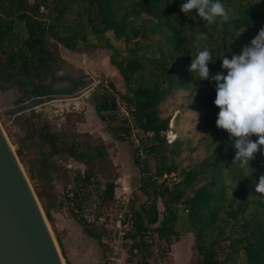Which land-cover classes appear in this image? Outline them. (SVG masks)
Wrapping results in <instances>:
<instances>
[{
	"label": "trees",
	"instance_id": "16d2710c",
	"mask_svg": "<svg viewBox=\"0 0 264 264\" xmlns=\"http://www.w3.org/2000/svg\"><path fill=\"white\" fill-rule=\"evenodd\" d=\"M185 2L0 0V81L23 76L28 93L44 97L54 94L50 85L64 80L56 76L61 64L53 52L57 46L85 55L108 51V62L126 93L109 82L110 91L95 94L92 108L114 140L131 146L138 191L146 197L137 209L131 207L132 226L123 236L131 242V255L145 258L150 242L143 237L148 232L167 245L178 234H191L196 251L192 264H264V196L255 193L264 175V155L258 151L248 165L234 163V144L216 127L215 82L199 80L188 70L192 58L207 47L214 61L208 65L211 75H226L221 59L239 54L264 27V0H221L231 17L222 25L219 21L208 25L195 10L190 14L195 19H190L180 11ZM198 33H205L207 40L196 41ZM70 82L65 94L82 84L80 78ZM23 86L17 79L11 88L20 91ZM176 92L189 99L180 109L191 112L196 127L207 131L199 141L203 156L197 162H192L196 148L190 140L166 138L170 116H163L162 106ZM117 104L123 105L126 116L119 114ZM21 119L20 127L27 129L24 140H36L35 173L23 166L20 151L15 150L30 181L48 179L52 160L65 156L86 166L81 181L88 182L93 162L107 156L103 145L79 146L78 134L50 132L46 123L35 129L37 115L30 121L27 116ZM164 175L169 179L159 181ZM115 184L114 180L104 184L102 202L111 200ZM72 196L77 198V192ZM41 209L50 222L43 205ZM88 234L98 242L96 235Z\"/></svg>",
	"mask_w": 264,
	"mask_h": 264
},
{
	"label": "rangeland",
	"instance_id": "374dc122",
	"mask_svg": "<svg viewBox=\"0 0 264 264\" xmlns=\"http://www.w3.org/2000/svg\"><path fill=\"white\" fill-rule=\"evenodd\" d=\"M53 52L61 59V64L56 71L57 77L64 80L81 79L82 84L72 93H76L87 84H90L91 90L78 98V101L69 100L67 104L63 101L60 104L47 101L51 99L50 96L41 97L43 105L35 108L33 113L38 116L34 128L37 129L41 123H46L50 132L78 134L79 146L103 145L107 154L106 158L93 162V176L88 182L81 181L86 166L65 156L52 160L53 170L49 173L48 179L35 177L30 181L24 173L23 166L29 167L35 173L33 161L38 155L33 144L36 140H24L27 129L24 126L20 127L22 119L19 121L18 119L26 117V114L12 117L8 110L9 107L20 105L23 101V95L16 88L0 87V131L16 157L36 202L40 208L43 205L48 212L50 222L44 217L45 224L61 264L65 262L68 264H169L170 249L172 245L174 249L176 242V248L179 244L180 248L183 245L184 252L190 251L185 255H191V253L195 255L191 234H178L177 239H173L167 245L163 241H158L155 233L148 232L143 237L144 241L150 242L145 258L132 256L129 252L131 242L123 238V233L130 230L129 225L121 228L122 235L104 227L114 223L118 215L121 218L131 219V207L137 209L146 201V197L138 191V174L131 160V146L114 140L107 131L105 123L97 118L92 108L93 96L108 91L107 83H112L115 90L121 94H125L126 90L116 70L108 62V51L97 50L90 55H85L72 53L57 46ZM63 87L67 89L68 83L55 82L51 87L54 94L51 95L65 94ZM115 99L117 102V98ZM188 102L186 95L176 92L162 106L165 110L163 116H170L166 138L170 142L177 135L181 139L190 140V145L196 148L191 155L192 162H197L203 156L199 141L207 135V131L196 127V120L191 112L180 109V105ZM117 108L120 115L126 116L122 104H117ZM174 118L176 123H173ZM135 138L132 135L130 139L135 141ZM17 149L20 151L23 166L15 154ZM182 156H185V153ZM187 163V161L183 162L182 166L184 167ZM162 179L164 178L161 177L159 181ZM113 180L116 183L114 188L121 187L122 184L129 191L125 206L115 204L112 196L107 202H102L100 199L104 184ZM33 188L39 193V198L36 197ZM74 191L78 194L75 199L72 196ZM156 207L161 211L160 199H156ZM89 232L98 237V242L89 236ZM240 259L244 263L242 253ZM181 261L192 264L195 259L185 256V259Z\"/></svg>",
	"mask_w": 264,
	"mask_h": 264
},
{
	"label": "clouds",
	"instance_id": "9594fccd",
	"mask_svg": "<svg viewBox=\"0 0 264 264\" xmlns=\"http://www.w3.org/2000/svg\"><path fill=\"white\" fill-rule=\"evenodd\" d=\"M193 10L208 25L217 21L222 25L231 19L221 0H186L180 7L190 19H195L190 15ZM202 40H207V35L198 33L196 41ZM221 60L226 75L223 72L211 75L208 65L214 61L204 47L192 58L188 70L199 80L215 82L214 104L219 109L216 127L226 131L233 142L234 163L248 165L258 151L264 155V27L239 54ZM255 193L264 196V175L260 176Z\"/></svg>",
	"mask_w": 264,
	"mask_h": 264
},
{
	"label": "water",
	"instance_id": "95a60500",
	"mask_svg": "<svg viewBox=\"0 0 264 264\" xmlns=\"http://www.w3.org/2000/svg\"><path fill=\"white\" fill-rule=\"evenodd\" d=\"M17 79H21L24 86L20 89L23 101L15 113L16 116L26 114L30 121L34 109L43 105V102L41 97L28 93L27 79L16 76L8 82L0 81V87L9 89ZM89 85L76 93L46 95L45 98L50 96L51 99L47 100L50 102L66 98L78 99L91 90ZM0 264H60L36 206V198L1 131Z\"/></svg>",
	"mask_w": 264,
	"mask_h": 264
},
{
	"label": "built area",
	"instance_id": "2783aa9c",
	"mask_svg": "<svg viewBox=\"0 0 264 264\" xmlns=\"http://www.w3.org/2000/svg\"><path fill=\"white\" fill-rule=\"evenodd\" d=\"M162 178L165 179L166 176L164 175L162 176ZM128 196H129V191L125 189L124 186H122V184L121 187H116L113 189L112 200L115 204L119 206H125L128 200ZM127 225H129V228L131 229L132 220L127 218L126 219L121 218V216L118 215V218L115 220L114 223H111L109 226L104 225V227L107 228V230H113L114 232H117L118 234L122 235L121 228L123 229V226L127 227ZM124 234L125 233H123V236Z\"/></svg>",
	"mask_w": 264,
	"mask_h": 264
},
{
	"label": "crops",
	"instance_id": "0c3cea01",
	"mask_svg": "<svg viewBox=\"0 0 264 264\" xmlns=\"http://www.w3.org/2000/svg\"><path fill=\"white\" fill-rule=\"evenodd\" d=\"M6 94V93H5ZM12 96V94H10ZM5 97H7L8 95H4ZM78 101V100H77ZM72 102H76V101H73ZM69 103V102H68ZM67 104V103H66ZM19 105H15V106H11L8 108L9 112H10V115L12 117H18L16 116V113H15V110L17 109ZM7 109V108H6ZM91 109V108H90ZM21 115V114H20ZM20 120V118L18 119V121ZM81 127H82V123L80 124ZM112 137V136H111ZM185 235V234H184ZM177 243V242H176ZM176 243L174 245V249H173V245H172V249H170V258H169V264H185L184 261H181L183 259H185V256H187L189 258V256H191V258L196 257V251H195V255H193L191 253V255H185L186 253L189 254L190 251H187V252H184L183 251V245L182 247L180 248L179 244H178V247L176 248ZM193 246V245H192ZM181 249V250H180ZM195 250V249H194Z\"/></svg>",
	"mask_w": 264,
	"mask_h": 264
},
{
	"label": "bare ground",
	"instance_id": "6f19581e",
	"mask_svg": "<svg viewBox=\"0 0 264 264\" xmlns=\"http://www.w3.org/2000/svg\"><path fill=\"white\" fill-rule=\"evenodd\" d=\"M69 100L77 101L78 99H71V98L59 99V100L53 101V103H56V104L58 103V104H60V102L63 101V103L66 104L67 101H69ZM4 140H5V138H4ZM8 148H9V146H8ZM9 149H11V148H9ZM10 151H11V150H10ZM36 206L38 207V211L40 212V216H42V222H43L44 227H45V229H46V231H47V233H48V236L50 237V240H51V242H52V246L54 247V251L56 252V255H57V257H58L59 263L61 264V261H60V259H59L58 254H57V250H56V248H55V246H54V244H53V240H52L51 235L49 234V231H48V229H47V227H46L45 219L43 218V215H42V213H41V209H39V205L37 204V202H36Z\"/></svg>",
	"mask_w": 264,
	"mask_h": 264
},
{
	"label": "flooded vegetation",
	"instance_id": "af4514ba",
	"mask_svg": "<svg viewBox=\"0 0 264 264\" xmlns=\"http://www.w3.org/2000/svg\"><path fill=\"white\" fill-rule=\"evenodd\" d=\"M70 80H71V78H68V79H65V80H61V81H59V82H67L68 83V87L67 88H69L70 86H71V82H70ZM74 81H76V79H73ZM55 83V82H54ZM53 83V84H54ZM52 84V85H53ZM52 85H50V88L52 87ZM64 89H65V87H63ZM52 89V88H51ZM64 89H63V91H64ZM53 90V89H52Z\"/></svg>",
	"mask_w": 264,
	"mask_h": 264
}]
</instances>
